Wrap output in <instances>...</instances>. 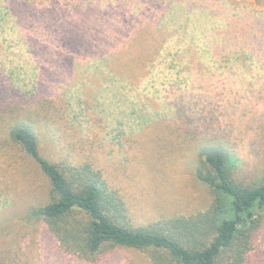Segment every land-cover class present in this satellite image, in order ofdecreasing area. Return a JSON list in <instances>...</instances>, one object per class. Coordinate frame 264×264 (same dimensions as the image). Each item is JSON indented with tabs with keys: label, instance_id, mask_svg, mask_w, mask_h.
Instances as JSON below:
<instances>
[{
	"label": "rangeland",
	"instance_id": "rangeland-1",
	"mask_svg": "<svg viewBox=\"0 0 264 264\" xmlns=\"http://www.w3.org/2000/svg\"><path fill=\"white\" fill-rule=\"evenodd\" d=\"M3 88L42 154L101 170L136 227L209 208L197 169L211 141L238 158L242 180L264 174L261 0H0ZM3 139L0 215L12 223L0 264H155L126 246L92 261L63 251L46 224L18 221L51 184ZM257 243L264 264V231Z\"/></svg>",
	"mask_w": 264,
	"mask_h": 264
},
{
	"label": "trees",
	"instance_id": "trees-1",
	"mask_svg": "<svg viewBox=\"0 0 264 264\" xmlns=\"http://www.w3.org/2000/svg\"><path fill=\"white\" fill-rule=\"evenodd\" d=\"M13 92L0 90L2 139L28 155L51 184L50 199L30 206L18 221L46 224L63 251L92 261L114 246H126L152 251L155 264H255L254 249L264 231V174L242 180L236 173L238 158L222 143L211 141L200 151L197 176L212 197L206 211L136 227L101 170L89 163L60 165L42 154L35 125L12 115L19 106ZM9 219L0 215V228L12 223ZM0 244L4 250L8 246L3 239Z\"/></svg>",
	"mask_w": 264,
	"mask_h": 264
}]
</instances>
